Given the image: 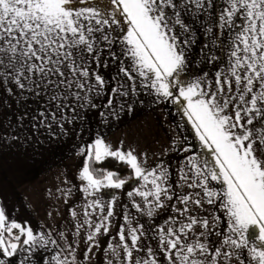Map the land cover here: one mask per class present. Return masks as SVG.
Segmentation results:
<instances>
[{
    "label": "snow or ice",
    "instance_id": "1",
    "mask_svg": "<svg viewBox=\"0 0 264 264\" xmlns=\"http://www.w3.org/2000/svg\"><path fill=\"white\" fill-rule=\"evenodd\" d=\"M193 13L209 18L211 78L186 75L197 33L184 17ZM0 89L46 97L37 119L53 134L88 108L106 107L107 124L137 105L170 104L180 117L173 132L189 125L194 136L176 133L162 149L184 154L175 187L169 167L123 140L97 134L77 145L83 203L70 211L73 230H35L0 200V264H37L41 251L40 264H93L114 218L123 223L104 264H264V0H225L218 14L213 0H0ZM101 95L106 105L94 102ZM109 160L128 175L97 167ZM130 181L118 214L116 192ZM62 183L54 187L68 203L73 185ZM129 205L149 220L166 207L175 215L149 235Z\"/></svg>",
    "mask_w": 264,
    "mask_h": 264
},
{
    "label": "crops",
    "instance_id": "2",
    "mask_svg": "<svg viewBox=\"0 0 264 264\" xmlns=\"http://www.w3.org/2000/svg\"><path fill=\"white\" fill-rule=\"evenodd\" d=\"M213 4L218 14L225 0H213ZM184 18L197 33L195 43L188 49L190 63L186 75L188 78H195L208 73L211 78L217 69L204 61L205 54L209 53V47L206 45L211 46L210 36L204 28L209 18L207 16L203 19L196 18L195 13ZM213 52L226 59V52L219 49H213ZM101 71L105 77L115 74L112 69ZM23 94L29 101L33 95L29 92ZM15 97L23 100L21 94L10 95L5 91L0 93V200L12 218L21 222L28 221L35 230H39L40 225L52 226L55 230H73L74 221L70 211L72 208L79 211V205L83 203V196L75 187L80 184L77 169L81 158L74 153L76 146L88 141L90 137L103 134L110 143L115 144L123 140L125 147L132 145L138 151H146L149 154V164H152L153 160H159L169 167L173 187L177 180V168L184 154L169 152L164 155L162 149L170 144V137L176 133H179L178 138L186 136L189 141L194 140L189 125L173 132L180 117L170 104L157 107L148 104L143 107L137 105L131 115L122 114L119 121L109 117L107 124L102 122L103 118L98 114L100 111H107L106 107L88 108L80 111V118L75 126L65 125L68 129L66 134L60 133L55 126L53 134L39 126L38 114L30 115L26 109L15 110ZM36 98L41 112L47 106V98L44 96ZM107 98H109L107 95L94 96V102L97 105H106ZM21 116L23 120H20ZM31 118L34 120L33 123ZM14 136H18L19 140L13 139ZM153 153L156 155L153 156ZM65 179L73 185L74 194L68 199V203L63 202V197H60L54 187L66 189L68 185L62 183ZM136 186L130 181L125 189L116 192L119 196L116 207L118 214L121 212V205L129 203L126 192ZM47 189H52L51 195ZM111 191L105 190L106 193ZM104 198L107 199L108 196ZM136 199L139 200L138 197ZM129 208L130 214L149 229V235H152L157 226L164 225L169 217L175 215L170 207H166L157 210L154 218L149 220L146 216L136 213L130 205ZM48 213H51V216H48ZM121 223L122 219L114 218L108 236L100 237L101 250H94L93 264H104L103 250L107 243L111 242V237L115 235L117 226ZM149 243L155 247V241ZM81 247L83 248V245ZM48 255L41 251L34 259L40 264L41 257L46 259Z\"/></svg>",
    "mask_w": 264,
    "mask_h": 264
},
{
    "label": "rangeland",
    "instance_id": "3",
    "mask_svg": "<svg viewBox=\"0 0 264 264\" xmlns=\"http://www.w3.org/2000/svg\"><path fill=\"white\" fill-rule=\"evenodd\" d=\"M4 92L3 89H0V93ZM16 95H18L17 93H14ZM21 97H23V100H18L20 97H15L14 100V109H20L21 111L24 109L29 110L30 115H37L40 111L38 103H37V98L36 95H32V98H30V101L28 100V98H26V95H21ZM17 114V112H16ZM32 119V123H33V118Z\"/></svg>",
    "mask_w": 264,
    "mask_h": 264
},
{
    "label": "trees",
    "instance_id": "4",
    "mask_svg": "<svg viewBox=\"0 0 264 264\" xmlns=\"http://www.w3.org/2000/svg\"><path fill=\"white\" fill-rule=\"evenodd\" d=\"M97 167H104L108 170L116 171L122 178L128 175L126 168L113 160L106 161L105 164L98 165Z\"/></svg>",
    "mask_w": 264,
    "mask_h": 264
}]
</instances>
